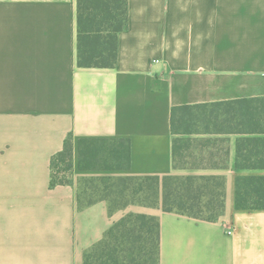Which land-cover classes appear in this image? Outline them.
Masks as SVG:
<instances>
[{"label":"crops","instance_id":"0c3cea01","mask_svg":"<svg viewBox=\"0 0 264 264\" xmlns=\"http://www.w3.org/2000/svg\"><path fill=\"white\" fill-rule=\"evenodd\" d=\"M76 14L77 0H0V264H83L128 212L158 218L159 264H264V209L235 208L237 178L264 169L236 166L238 134L197 135L227 138L228 156L185 171L223 178L213 221L160 204L81 207L77 182L50 186L67 137L74 161L79 139H128L118 176L179 172L174 107L264 96V0H127L112 67L78 64Z\"/></svg>","mask_w":264,"mask_h":264},{"label":"trees","instance_id":"16d2710c","mask_svg":"<svg viewBox=\"0 0 264 264\" xmlns=\"http://www.w3.org/2000/svg\"><path fill=\"white\" fill-rule=\"evenodd\" d=\"M77 59L84 67H112L117 54V34L126 26L127 0H77ZM182 117H178L179 114ZM205 123L203 133L238 134L236 166L264 169V96L246 97L205 104L182 105L172 109L173 166L192 157L190 168L222 165L228 156L227 138H199L177 122ZM202 133V134H203ZM187 149L191 153L185 154ZM71 137L51 159L50 186L72 184L59 176L73 166ZM130 166L128 139L82 138L78 140L80 169H127ZM59 168V172L56 169ZM103 178V179H102ZM106 182L107 177H102ZM119 180L142 193L141 204H160L165 212L213 221L224 208L223 178L218 175L119 176ZM77 189L83 207L99 197L87 199ZM236 209H264V175L241 176L235 188ZM109 209H113L109 205ZM83 264H159V220L144 213H128L114 222L103 238L84 254Z\"/></svg>","mask_w":264,"mask_h":264},{"label":"rangeland","instance_id":"374dc122","mask_svg":"<svg viewBox=\"0 0 264 264\" xmlns=\"http://www.w3.org/2000/svg\"><path fill=\"white\" fill-rule=\"evenodd\" d=\"M178 117H182V114L180 113ZM186 127L196 130V134H202L205 129V123L199 122L197 125H192L190 123L177 122L176 129L180 133H182ZM188 152L191 153V150L187 149L185 154L187 155ZM192 161V157H187L186 160L185 158L182 160L180 159L178 162L179 172L171 175H178L181 177L190 175L185 173V171L192 165ZM77 162L78 160H75L73 166L69 170L62 172L61 174L59 173V176L61 175V177H66L67 180L77 182V189L85 198L96 199L99 197H105L108 199L109 205L113 210L125 209L130 205H143L140 202L142 201V193H134L132 188L126 186L128 184H123L122 181L119 180L116 169H89L90 172L83 175L78 168ZM59 170V168L56 169L57 172H59ZM102 177H107V181L101 182Z\"/></svg>","mask_w":264,"mask_h":264}]
</instances>
